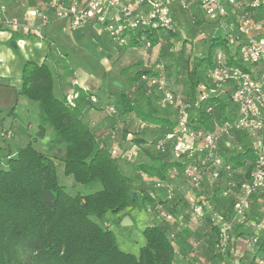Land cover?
<instances>
[{
	"label": "trees",
	"instance_id": "obj_1",
	"mask_svg": "<svg viewBox=\"0 0 264 264\" xmlns=\"http://www.w3.org/2000/svg\"><path fill=\"white\" fill-rule=\"evenodd\" d=\"M182 14L189 16L186 27L180 22L182 34L147 31L146 35L152 47L166 45L162 48L163 57L171 58L172 64L164 71L178 89L170 86L163 69L136 65L120 71L126 86L110 101L71 85L77 97L74 106H70L65 96L55 95L54 75L45 62L24 61L17 94L35 103L37 129L15 156L7 157L6 162L0 158V264H174L178 253L186 258L187 264L195 262L197 256L204 257L202 264H264V189L252 192L249 212L244 218L233 219L232 200L220 198L218 187L207 188V200L213 209H223L226 213L222 212L223 216L231 221L229 239L222 252L217 250L221 241L219 230L209 216L197 221L196 232L178 233L175 244L169 239L170 226L163 221L154 222L144 229L145 244L137 255L121 250L113 232L105 226L108 214L127 216L125 211L137 207L140 197L144 206L151 202L145 177L165 180L170 169L181 165L145 148L142 152L146 160L126 163L125 170L120 158L110 153L105 136L115 134L121 125L123 140L133 134L125 122L130 116L136 119L134 124L137 121L147 124L148 130L140 132L148 131L152 142L175 128L174 113L158 107V94L141 80L142 76L162 75L173 93L190 102L187 109L190 128L211 132L234 116L233 106L221 97L199 101L198 88L200 84L207 86L206 73L213 66L218 50L227 54L237 50L229 51L219 30L211 37L199 38L201 27H210L198 4L194 15ZM3 29L0 24V31ZM27 37L12 32L11 41ZM199 40L204 52L187 53ZM172 45H179V49L170 52ZM113 46L142 45L131 35L126 45ZM12 50L18 54L16 47ZM228 64L246 70L234 56H230ZM91 97L96 101L92 102ZM101 104L109 121L106 134L83 118L84 108L98 109ZM109 106H114V114L107 112ZM232 133L236 148L223 147L221 154L238 181L244 172L249 174L254 155L245 134ZM47 134L51 136L50 145L62 150L60 157H52L35 147ZM130 141L139 147L148 139L133 137ZM56 159L62 164L63 176L72 178L78 186L74 193L60 183ZM238 169L242 170L240 177Z\"/></svg>",
	"mask_w": 264,
	"mask_h": 264
},
{
	"label": "built area",
	"instance_id": "obj_2",
	"mask_svg": "<svg viewBox=\"0 0 264 264\" xmlns=\"http://www.w3.org/2000/svg\"><path fill=\"white\" fill-rule=\"evenodd\" d=\"M197 4L214 33L222 32L229 51L237 50L215 53L214 64L206 73L207 86L199 85L198 100L221 97L233 106L234 116L211 132L190 128V102L173 93L162 75L141 77L158 94V107L174 113L175 128L151 141L155 153L181 163L168 171L165 180L144 178L151 198L145 212L155 223L163 221L170 226L169 239L173 244L178 233L196 232L197 221L209 216L219 230L221 241L217 250L222 252L229 239L231 221L223 216V209H213L207 200V188L218 187L220 198L232 200L233 219L244 218L252 192L264 189V0H39L29 15L41 24L49 18L62 21L69 32L91 30L117 46L126 45L134 35L138 43L150 50L153 47L147 31L182 34L177 13L194 15ZM9 26L18 29L19 23L11 19ZM230 56L246 70L229 65ZM76 97L77 93L71 91L65 100L74 106ZM91 101L95 102V97ZM107 112L114 114V106L107 107ZM136 127L138 131L148 130L141 121H137ZM234 131L245 134L254 155L249 174L244 172L238 181L221 154L223 147L236 148ZM110 153L120 158L116 148H110ZM241 174L239 170L238 176Z\"/></svg>",
	"mask_w": 264,
	"mask_h": 264
},
{
	"label": "crops",
	"instance_id": "obj_3",
	"mask_svg": "<svg viewBox=\"0 0 264 264\" xmlns=\"http://www.w3.org/2000/svg\"><path fill=\"white\" fill-rule=\"evenodd\" d=\"M38 3L39 0H0V24L4 27L0 31V98L2 102L5 97L7 100L10 99L7 106L13 104L15 109L22 103L31 107V110H26V118L31 119L26 125L29 140L31 135L29 129L32 125H37L35 124L37 111L34 102L30 103L25 97L17 94L21 89L20 77L24 61L45 62L50 67L54 75V92L60 98L73 91L71 85H76L85 93L103 98V101L108 97L110 101L126 86L125 80L120 76L122 69H116L117 63L123 57L105 36H98L88 29L69 32L64 22L54 18H49L47 23L41 24L37 18L32 19L29 15L33 9L37 8ZM11 19L18 20V29L10 28ZM209 29L213 32L212 28ZM12 32L29 35L22 40H14L19 55L9 45ZM43 37L46 40H43ZM116 60L118 61L115 62ZM118 77L125 85L117 81ZM3 91H7L9 95L4 94ZM102 108V104L98 109L84 108L83 118L92 127L101 128L106 134L109 121ZM128 119L134 120L133 123L136 122L133 116ZM128 123L131 130L132 122L128 121L126 124ZM13 124L14 121L10 116L0 119V136L6 142L0 147L3 148L2 151L8 150L9 154H11L9 141L15 139ZM21 130L24 132L22 127ZM47 136L50 142L51 136L47 134L45 137ZM104 139L110 141L107 136ZM121 218L124 217L121 215L117 219ZM153 223L154 221L149 217L146 227ZM185 260L186 258L178 253L174 264H187Z\"/></svg>",
	"mask_w": 264,
	"mask_h": 264
},
{
	"label": "rangeland",
	"instance_id": "obj_4",
	"mask_svg": "<svg viewBox=\"0 0 264 264\" xmlns=\"http://www.w3.org/2000/svg\"><path fill=\"white\" fill-rule=\"evenodd\" d=\"M239 1H243V0H239ZM177 15L179 17L180 22L183 24V27L184 26L186 27V22H187V19H189V16L184 15L182 13H177ZM259 15L261 16V12ZM256 19H259V16H257ZM201 31L202 32L199 38L202 37V35L211 37L212 36L211 34L214 33V31L212 32V30L209 28L203 29L201 27ZM165 46L166 45L164 44H158L150 50H147L145 47H142V46L141 47L136 46L133 48H126L125 46H121V47L118 46L116 48V51L123 58L117 63L116 69L119 70L123 68L133 67L136 65L154 68L158 65L160 66L161 69H163L162 70L163 74L167 76L164 70L170 67V65L172 64V60L169 57H163L162 48H165ZM178 49H179V45H172L169 51L171 52V51L178 50ZM196 52L198 54L200 52H204L202 40L197 41L194 44V46H191V48L187 49V53L196 54ZM18 55H19V51H18ZM117 61L118 60H116L115 62ZM168 77H170V75L167 76V80L169 79ZM117 81H119L120 83H123L120 77L117 78ZM172 81L168 82L170 83V86L175 89H178V86H174ZM122 85H125V83H123ZM121 90L118 94L121 93ZM3 93L9 95L7 91H3ZM9 100L10 99L7 100V98L5 97L2 102L0 98V102H1L0 103V119L5 116H10L12 120L14 121L12 129L15 134V139L13 141H9L11 144V154H9V151L6 149L5 151H2L3 148L0 147V158L4 162H6L7 157L15 156L17 150L23 147L24 145H26V143L28 142L29 134H26L27 133L26 125H27V121L31 120L29 118H26V110H31L30 106H27L26 104L22 103L21 105H19V107L15 109L13 104L11 106L10 105L7 106L10 103ZM27 101H29L30 103H33V101H30L28 99ZM1 104H3V106ZM32 110L34 111L33 108ZM128 121L132 122L130 125L132 126L131 130L134 131L133 134H131L130 136H127L125 140H123L121 131L124 130V128L121 125V127L120 126L117 127L115 134L109 136L110 138L109 146L110 148L112 147L116 148L120 152V160L121 162H123V165L126 163H135L137 161H145L146 160L145 154L142 152L143 149L145 148L148 149L150 153L152 154L155 153V149L153 148V145L151 143V139H152V137H150L151 134L148 131H146L143 134L142 132L138 131L136 124L133 123L134 120H129L127 118L125 122L127 123ZM35 124H37V121ZM21 127L24 129V132H22ZM94 128L98 130V128L96 127ZM36 129H37V125L36 126L32 125V127L29 129V133L31 134L35 133ZM133 137H144L148 139V141L145 145L142 144L141 146L137 147L133 142L130 141V139ZM48 140H49L48 136L39 140L35 144V147L39 151L45 154H49L52 157H60L62 154V150L61 149L58 150L56 147L51 146ZM3 144H6V142L3 141V139L0 136V145H3ZM55 163L58 165L56 168H57V175H58L60 183L67 186V188L68 187L71 188L74 193L76 189H78L77 188L78 186L74 184L72 178L63 176L62 164L60 163V161L56 159ZM124 166L126 170L128 165L127 166L124 165ZM97 187L98 185L94 186V189ZM125 212L128 214L127 217H129L132 222L131 226H128V227L121 226L120 223L123 218H121L120 222H118L117 218H120L122 214H117V215L108 214L107 217H105V221L107 222L106 225L110 227V230L113 232L121 250H123L124 252L130 253V254H133V255H137L139 253V248H141L145 244V238L143 236V231H144V228L148 225L149 216L145 212V206L142 205L141 203V197L139 198L137 207H134L133 209H128ZM203 260H204V257L197 256V259H196L197 263L202 264ZM205 264H210V262H207Z\"/></svg>",
	"mask_w": 264,
	"mask_h": 264
},
{
	"label": "water",
	"instance_id": "obj_5",
	"mask_svg": "<svg viewBox=\"0 0 264 264\" xmlns=\"http://www.w3.org/2000/svg\"><path fill=\"white\" fill-rule=\"evenodd\" d=\"M9 45L12 47V48H15L16 47V42L15 41H10L9 42ZM121 226L122 227H128V226H131L132 225V222H131V220H130V218L129 217H124L123 219H122V221H121Z\"/></svg>",
	"mask_w": 264,
	"mask_h": 264
}]
</instances>
